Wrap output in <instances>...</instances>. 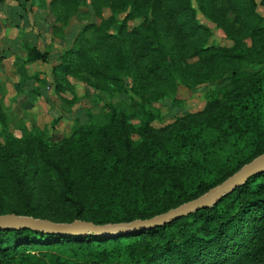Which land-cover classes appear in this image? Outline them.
Returning <instances> with one entry per match:
<instances>
[{"label":"trees","instance_id":"1","mask_svg":"<svg viewBox=\"0 0 264 264\" xmlns=\"http://www.w3.org/2000/svg\"><path fill=\"white\" fill-rule=\"evenodd\" d=\"M195 1L232 46L208 42L210 29L198 21L193 0H89L98 22L78 32L51 75L57 90L68 86L66 75L87 82L109 102L107 119L76 121L53 145L38 129L0 141V171H7L0 215L97 224L149 218L205 193L264 152V21L256 0ZM49 3L66 25L87 1ZM19 45L20 92L26 65L49 54L24 37ZM207 82L213 86L201 115L179 117L158 137L151 123L162 116L152 102H176L179 84ZM45 92L33 85L27 100ZM0 264H264V171L211 206L135 233L1 228Z\"/></svg>","mask_w":264,"mask_h":264},{"label":"rangeland","instance_id":"2","mask_svg":"<svg viewBox=\"0 0 264 264\" xmlns=\"http://www.w3.org/2000/svg\"><path fill=\"white\" fill-rule=\"evenodd\" d=\"M50 1H31L33 10H44L47 15L42 24L44 28L40 29L43 34L41 37L43 41L40 42L36 38L38 42L36 44L40 50L45 51L44 49H47L49 56L46 62L37 61L26 65L24 72L27 80L20 92L16 89L15 85L19 80V60L24 58L25 53L16 38L24 37L25 31L30 30V28L35 32L39 28L37 27L34 30L36 23L29 20L31 8L28 5V7H25V5L19 2V8H17L15 6V2L17 4V1L15 0H3L0 3V18L5 17L3 15L5 13L9 14L5 17L9 20V23L0 21V24L4 26L10 24L15 33L13 41L11 35H9V43L0 39V55L2 56L0 61V105L5 114V121L0 123V141L3 144L6 143L7 138L14 139V137L23 134L24 130L31 132L38 129L44 133L46 142L53 145L52 142L59 141L72 134L76 121L85 122L89 115L92 116L93 121L97 124H102L107 119V103L109 102L107 100H99L97 95H94V89L87 82L72 75H66L65 78L69 83L68 86H65V82H63L61 84L63 88L57 90L51 75L52 65L62 61L61 56L63 52L72 46L78 32L85 25L95 21L98 22L89 5V0H86L87 4H81L79 11L75 15H71L68 18L66 25L62 21L55 20L53 13L56 12L57 7L55 4L51 5ZM192 3L196 9L198 21L210 29L211 35L208 42L219 46H232L233 41L226 38L217 29L215 22L197 5V2L193 0ZM256 3L257 11L264 21V5L261 3V0H256ZM22 9L25 15L28 14V19L20 22V20H16V13H13V11L18 10L20 12ZM102 11L105 17L110 15L107 7H103ZM122 17L123 14L116 15L118 21ZM140 20L141 18H137L130 21L129 26L136 25ZM53 25H56L54 30L51 28ZM62 28L64 32H61ZM60 34L62 35L60 36ZM245 42L249 45L250 39L246 38ZM127 79L130 81L129 78ZM33 85L45 87V98L39 93L32 94L27 100L28 91ZM211 86H213L212 83L208 82L201 83L192 88L179 84L175 96L176 102H172L171 99L152 102V105L159 109L162 116L151 123V127L157 136L160 137L164 130L181 116L189 114L201 115L207 101V90ZM117 100L114 97V103H112L117 104ZM54 118H57L55 124H53ZM132 122L137 123V119L132 120ZM138 140L139 136L137 134L133 135V143H137ZM36 173V171L31 172L30 178L33 180L34 187L38 188L41 183ZM6 175L7 171L3 168L0 171V191L2 195L6 192V184L3 181V178L7 177Z\"/></svg>","mask_w":264,"mask_h":264},{"label":"water","instance_id":"3","mask_svg":"<svg viewBox=\"0 0 264 264\" xmlns=\"http://www.w3.org/2000/svg\"><path fill=\"white\" fill-rule=\"evenodd\" d=\"M262 171H264V152L243 164L236 172L221 183L209 188L205 193L149 218H138L120 223L97 224L90 220L82 219H75L71 222H56L45 218L6 213L0 215V229L27 227L44 233L77 236H86L88 234L111 236L135 233L164 225L191 212L211 206L219 201L223 195L247 181L250 176Z\"/></svg>","mask_w":264,"mask_h":264},{"label":"crops","instance_id":"4","mask_svg":"<svg viewBox=\"0 0 264 264\" xmlns=\"http://www.w3.org/2000/svg\"><path fill=\"white\" fill-rule=\"evenodd\" d=\"M15 1H17V4H16V2H15V6L17 7V8H19V4L21 3V4H23V5H25V7H30L31 8V11L29 12V20L31 21V22H34V23H36V26L34 27V30H35V28L37 29V27L39 28L38 29V31H33V30H31V28H30V30H27V31H25V33H24V38L25 39H27L29 42H31V43H38L37 41H36V38H38V40L40 41V42H42L43 40H42V33H41V31H40V29H43L44 28V26L42 25L43 23H44V20L46 19V12L44 11V10H39V9H34L33 10V7L31 6V1L32 0H23V1H21L20 2V0H15ZM3 2V0L0 2V3H2ZM20 2V3H19ZM28 5V6H27ZM23 9H22V11H18V10H14L13 11V13H16V18H14V19H16V20H20V22H23V21H25L26 19H28V14L27 15H25L24 13H23ZM29 11V10H28ZM5 17L7 16V15H9L8 13H5V14H3ZM5 17H1L0 18V21L1 22H3V21H5L6 23H9L8 21V19L7 18H5ZM15 21V20H14ZM36 34V35H35ZM9 35H11V39H12V41L14 40V38H15V33H14V29H12V27H11V25L10 24H8V25H1L0 24V39H2V41H5L6 43L8 42H10V38H9ZM7 39H9V40H7ZM18 41L20 40V37L18 38H16ZM34 41V42H33ZM36 41V42H35ZM19 43V42H18ZM37 45V44H36ZM37 47L39 48V46L37 45ZM45 51H47V49H44ZM25 53V52H24ZM49 56V55H48ZM45 98V97H44Z\"/></svg>","mask_w":264,"mask_h":264}]
</instances>
